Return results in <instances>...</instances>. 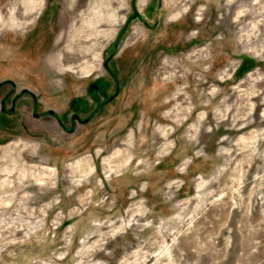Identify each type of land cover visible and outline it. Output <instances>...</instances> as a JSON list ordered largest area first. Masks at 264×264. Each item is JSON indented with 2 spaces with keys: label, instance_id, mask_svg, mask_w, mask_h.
I'll return each instance as SVG.
<instances>
[{
  "label": "rangeland",
  "instance_id": "1",
  "mask_svg": "<svg viewBox=\"0 0 264 264\" xmlns=\"http://www.w3.org/2000/svg\"><path fill=\"white\" fill-rule=\"evenodd\" d=\"M1 100L0 264H264V0H0Z\"/></svg>",
  "mask_w": 264,
  "mask_h": 264
},
{
  "label": "flooded vegetation",
  "instance_id": "2",
  "mask_svg": "<svg viewBox=\"0 0 264 264\" xmlns=\"http://www.w3.org/2000/svg\"><path fill=\"white\" fill-rule=\"evenodd\" d=\"M89 84H91V87L94 88V89H97V87H98L97 83L90 82ZM112 96L113 95H109V98H111ZM76 104H78V103H76ZM0 110H4L3 100L0 101ZM8 111L11 112L12 111V107H9ZM46 115L52 117V119L54 120V123L56 124V126L58 128H60L63 131L66 130V131H69V132L74 129L75 122L83 123L88 118L87 115H81L79 113V111L72 110L70 112L69 117L67 118V120L63 121V119L65 117H63L62 115H58L51 108L47 109ZM32 116H37V112L33 111L32 112Z\"/></svg>",
  "mask_w": 264,
  "mask_h": 264
},
{
  "label": "water",
  "instance_id": "3",
  "mask_svg": "<svg viewBox=\"0 0 264 264\" xmlns=\"http://www.w3.org/2000/svg\"><path fill=\"white\" fill-rule=\"evenodd\" d=\"M106 60L104 61V64H105Z\"/></svg>",
  "mask_w": 264,
  "mask_h": 264
}]
</instances>
